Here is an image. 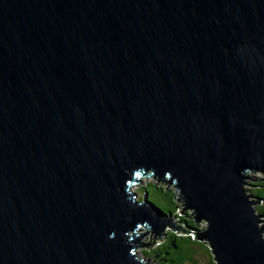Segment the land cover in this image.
I'll return each instance as SVG.
<instances>
[{
    "label": "water",
    "instance_id": "1",
    "mask_svg": "<svg viewBox=\"0 0 264 264\" xmlns=\"http://www.w3.org/2000/svg\"><path fill=\"white\" fill-rule=\"evenodd\" d=\"M257 171L264 0H0V264H149L137 229L181 228L148 173L214 264H264Z\"/></svg>",
    "mask_w": 264,
    "mask_h": 264
},
{
    "label": "trees",
    "instance_id": "2",
    "mask_svg": "<svg viewBox=\"0 0 264 264\" xmlns=\"http://www.w3.org/2000/svg\"><path fill=\"white\" fill-rule=\"evenodd\" d=\"M246 182L250 186L249 193L260 200V203L256 205V210L262 216V227L264 228V177L254 176L251 181L246 180ZM149 187L152 188L154 195L152 199L148 196V199H151L163 212L179 219L182 232L171 230L164 238L162 235H150L148 241H145L146 247L143 250L140 249L141 255L158 262V264H198L195 256L202 254L207 259H211L210 264H214L209 246L204 241L196 239L192 233H185L186 231L197 232L202 228L188 212L182 213L179 210L180 207L175 200L177 195L173 185L170 186L173 188L169 189L167 186L160 187L155 182H148L142 186L141 190L149 192ZM161 238L162 240L159 241Z\"/></svg>",
    "mask_w": 264,
    "mask_h": 264
},
{
    "label": "rangeland",
    "instance_id": "3",
    "mask_svg": "<svg viewBox=\"0 0 264 264\" xmlns=\"http://www.w3.org/2000/svg\"><path fill=\"white\" fill-rule=\"evenodd\" d=\"M254 176H261V177H263V174L261 173V172H259V171H257V172H253V173H250V177H248V178H245V180H248V181H251L252 179H253V177ZM148 182H155L158 186H160V187H165V186H167L169 189L171 188H173V187H170V186H172V184L171 183H169V181L168 182H165V181H163L162 182V180H160V179H156V178H152L150 175H147L146 177H142L141 178V180H140V183L139 184H137V185H135V186H133L132 187V190L133 191H135L137 194H138V197H137V199H141L142 198V195H143V191L141 190V188H142V186H144V185H146ZM167 184V185H166ZM245 187H248V188H250V186H249V184H247V182H246V184L244 185V188ZM173 189H175V188H173ZM141 190V191H140ZM148 190H149V192H148V196H150L151 197V199H152V196L154 195V192H153V190H152V188L151 187H149L148 188ZM176 193V192H175ZM176 195H177V193H176ZM177 198H178V195H177ZM177 198H175V200L179 203L178 205H179V207H180V211H182V213H184V212H188V214L193 218V212H192V210H190V209H183V203L182 202H180L179 201V199H177ZM151 199H150V201H151ZM175 201V202H176ZM256 205H258V203L256 204ZM167 220L169 221V222H171V223H173V224H175V225H177L178 227H180L179 225V223H181V221L179 220V219H177L176 217H173V216H169V217H167ZM202 229H204V227L206 226V223L205 222H198L197 223ZM171 230H174V229H172L169 225H167L166 227H165V229L163 230L164 231V234H162V236H163V238L168 234V233H170V231ZM182 232V230H178L177 232ZM137 233H138V235L140 234V235H142V236H140V238H139V241L140 242H142L141 243V245H140V248H139V256H142L141 255V250L140 249H144L145 247H146V244H145V241H148V237H150V235H155V233L154 232H150V231H144L143 229H139L138 231H137ZM189 234H191V232H189ZM162 240V238L159 240V241H161ZM152 242V241H151ZM211 254V253H210ZM196 259H197V261H198V264H210V261H211V259H207L206 257H204L202 254H197L196 256ZM146 258V262H148L149 264H158V262H154L152 259H149V258H147V257H145ZM213 260V259H212Z\"/></svg>",
    "mask_w": 264,
    "mask_h": 264
},
{
    "label": "clouds",
    "instance_id": "4",
    "mask_svg": "<svg viewBox=\"0 0 264 264\" xmlns=\"http://www.w3.org/2000/svg\"><path fill=\"white\" fill-rule=\"evenodd\" d=\"M152 178H154V177H152ZM157 179V178H156ZM156 236V235H155ZM139 249V248H138Z\"/></svg>",
    "mask_w": 264,
    "mask_h": 264
}]
</instances>
